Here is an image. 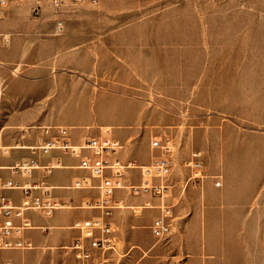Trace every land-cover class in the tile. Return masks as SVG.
<instances>
[{"label":"rangeland","instance_id":"obj_1","mask_svg":"<svg viewBox=\"0 0 264 264\" xmlns=\"http://www.w3.org/2000/svg\"><path fill=\"white\" fill-rule=\"evenodd\" d=\"M8 11H0V22L12 20ZM29 13V24L44 31L36 35L37 42L50 43L51 55L36 62L44 69L42 74L26 72L31 68L26 61L10 74L28 83L49 80L67 90L27 103L40 107L38 117L53 119V124L3 130L11 115L0 111L1 148L29 145L26 141L36 137L42 125L74 127L71 135L77 141L82 136L104 137L107 127L114 135L130 129L134 136L128 146L135 147V159L143 165L161 157L160 150L151 149L155 139L169 138L175 144L172 187L164 195L165 205L172 207L171 233L160 240L152 235L150 226L161 213L158 195L127 194L138 202H125L124 208L113 211L109 221L115 246L95 251L96 264L99 260L101 264H264V0H101L97 6L67 8L63 17H55L50 9L39 19L30 9ZM57 20L64 22L61 32L56 31ZM130 27L143 33L122 35L127 39L117 45L105 43L111 33ZM61 39L65 43H59ZM80 52L90 54L84 71L83 64H76L81 68L76 69L72 61ZM122 66L127 69L116 77ZM130 69H138L135 79L128 76ZM6 84L0 82L1 105L7 100ZM72 88L98 90L115 99L103 98L94 107L79 105L73 100L79 93ZM59 96L69 101L61 109L64 112L56 105L53 114L50 108ZM125 106L134 107L137 114L122 113ZM24 151L31 150H12L9 155L20 157ZM195 151L205 157L201 182L189 181L191 172L185 167ZM0 157L8 155L0 149ZM130 175L133 184L140 183L139 170ZM235 191L240 193L236 197ZM242 194L251 198L246 212ZM9 195L19 198L16 191ZM60 204L95 216L101 213ZM35 219L38 224L50 223L41 216ZM64 230L75 231L70 243L35 242L33 250L0 252V262L82 264L72 249L80 231ZM54 231L42 234L47 237Z\"/></svg>","mask_w":264,"mask_h":264},{"label":"built area","instance_id":"obj_2","mask_svg":"<svg viewBox=\"0 0 264 264\" xmlns=\"http://www.w3.org/2000/svg\"><path fill=\"white\" fill-rule=\"evenodd\" d=\"M101 0H0V11L15 4L28 6L31 15L39 19L45 9H50L55 17H63L67 8L77 6H97ZM64 29V22L57 20L56 31ZM9 38L0 35V45L9 44ZM46 140L33 146V154L50 156L53 152H60L78 160L77 168L86 172L85 176L73 181L70 189L97 191L98 197L88 200L83 207L101 211V217L77 221L74 229L80 231L81 238L76 239L72 249L77 259L85 264H96L95 251L105 252L114 249L112 238L113 226L109 221L116 209L124 208V201L117 199L118 191H126L133 196L153 193L162 199L161 213L154 218L150 229L156 239L167 237L172 227L169 219L172 216V207L165 205V194L169 192L172 184L174 163L172 155L175 144L169 138L165 141L155 139L151 143L152 150H160L161 157H153L150 164H140L136 159L122 161L119 156L124 149L120 140L116 139L111 130L106 131L104 137L89 136L80 144H74L71 137V128L67 126L40 127ZM185 167L190 169L189 181L201 182L205 178V158L201 151L191 154ZM65 166L60 158L46 165L40 164L34 159H25L10 167H0V172L7 170L13 177L5 178L0 173V252L19 250H33L35 248L32 239L26 236L27 231L35 229L30 214L37 213L43 218H50L54 212L62 206L53 196L54 188L44 181L32 183H20L14 177L31 179L35 171H41L49 176L53 170L62 169ZM139 170L140 183L133 184L130 173ZM216 186L222 185L221 177L217 176ZM157 180V182H155ZM21 193V202L15 203L8 192ZM148 204V203H147ZM102 261H98L101 264ZM0 264H12L10 261H2Z\"/></svg>","mask_w":264,"mask_h":264},{"label":"crops","instance_id":"obj_3","mask_svg":"<svg viewBox=\"0 0 264 264\" xmlns=\"http://www.w3.org/2000/svg\"><path fill=\"white\" fill-rule=\"evenodd\" d=\"M32 2L33 0H29V5ZM29 5L28 6H17L15 4L11 5L10 7H8L9 8L8 12L9 15L12 17V20H10L9 22H0V35L10 36L9 44L0 45V63H2V65H0V82L1 83L2 81L7 82L5 86V97L7 100L4 101L2 105L0 103V111L5 114L11 115L8 116V119L6 120V127L3 128V130H5L6 128H24V126L27 125L29 126L34 123H39V124L55 123L56 121H54L53 119H40L37 115L39 114L40 107L39 108L34 107L28 105L27 103L31 101H36L37 97H48L52 93L61 94L67 90V86L63 84L59 85L58 83L56 82L53 83L52 81L49 80L39 82L38 84L33 82L28 83L27 80L19 78L17 76L16 77L12 76L10 74V72L14 68H15V70H13L14 72L19 70L16 69L15 66L16 65L20 66V61L31 62L30 64L31 68L26 70V72L28 71L29 74H42L44 72V69L37 66L36 62L37 61L41 62L44 58L51 55L50 43L45 44V43L37 42L38 38L36 35L44 33L43 29L40 26L29 24V20L27 21V17H29L30 14ZM131 30L132 27L126 29L125 31L111 33L112 36L108 37L105 43L117 45L123 39H127L122 35L131 34V33H143V32H135ZM135 40H137V38ZM61 42L65 43V40L61 39L59 43ZM87 54L88 53L80 52V53H76V55L73 56L72 61H73V65H75V68L78 67L76 64L81 63L84 65L83 67L84 69L83 68L81 69L79 67L76 69H81L82 71H84L89 67L90 54L89 56H87ZM122 69H127V66H122V68L116 72L117 75L116 77H118L121 74ZM128 73H129L128 76L130 78L135 79L139 74V71L138 69L135 70L130 69ZM72 90L75 91L76 93H79V97L77 99L73 98V100L74 101L76 100L79 105L80 104L84 106L92 105L94 107L95 105H98V103L103 98L115 99L107 94L100 93L98 90L91 91L88 88H82V89L72 88ZM59 97L58 100L55 101V105H53L50 108V112L53 114L54 111L56 112V105H57V111H62L61 110L62 107H64L67 101H69L66 99L64 100L63 96H59ZM127 112H130L131 114L134 115L137 114L136 109L134 107L129 108L125 106L124 112L122 113H127ZM112 119H114L116 122L125 121V120H116L115 118ZM40 127L41 128L46 127V125L39 126L38 129ZM70 128L72 132L74 127H70ZM108 128H110L109 130H112L111 127ZM39 130L40 131L38 132V135L36 137L34 135L33 139H29L28 141H26V143H28L29 145L27 144L25 145L19 144V145L25 146V149H29L30 147H32L33 143L34 144L43 143L47 137L46 135H44L41 129ZM119 136H121V138ZM133 136H134V131H131L130 129H121L115 132L114 137L120 140V142L124 145V149L121 151L119 156V158L122 161H126L128 159H135L137 157V155L134 153L135 147L133 145L128 146V141ZM87 137L89 136H82L81 139L78 141L72 138V142L74 144H80L83 141V139ZM30 143H32V145H30ZM13 150H22V149H13ZM11 151H9V153ZM12 157H13L12 154L10 155L8 154V157H6L7 159L0 157V167H10L13 166L15 163L21 162L22 160L25 159H34L37 160L40 164L46 165L50 162H54L57 157L60 158L65 168L58 170L55 169V171H52V173L49 176H45L41 171H35L31 179L18 177V179L23 180V182L19 181L22 184L32 183L34 181H44L46 184L54 188V190L52 191L53 196L60 203L78 204L79 208L84 209L83 205L86 201L94 199L91 197H94L95 195H97L98 197L97 191L81 190L83 193L63 191V189L65 188H68L69 190H73L69 188L71 186V185L69 186V184H72L75 179L85 176L87 174L86 172L79 170L77 168L78 160L74 159L69 155H64L60 152H53L52 155L50 156H44L40 153L35 155L31 151L30 152L24 151L20 157H16V158L14 157L12 158ZM143 162H146V160H143ZM229 172H230V168L228 166L227 173L229 174ZM0 173L5 178L13 177L11 173L7 170L1 171ZM208 186L210 190L208 192L207 200L211 202L213 200V192L211 191L212 185L209 184ZM84 192H96V194L92 195V194H86ZM118 192L121 193V195L116 196V198L123 200L124 203L138 202L136 198H129L128 197L129 194L126 191H118ZM237 192L238 191H235L234 193L235 197L240 194L239 192L238 193ZM8 194H10V192H8ZM18 194H19V198L13 199L17 204L21 202V193L18 192ZM241 197H242V202L244 203V212H246L245 209L246 203L248 204L251 198H249V196H246L245 194L244 195L242 194ZM101 214L102 213H100L99 216L97 215L95 216V214L92 212H86V211L80 212V211H73L71 209L62 208L55 211L52 217L44 218L50 221V223L38 224L36 223L35 217L40 215L37 213H31L30 218L31 221L33 222L35 229L33 231H27L26 236L32 239L34 244L35 242L38 244L70 243L72 237H74L75 235V231H66L64 229H74V224L77 221L100 218ZM250 219L251 217L247 219L248 225L251 224ZM149 221L150 219H148L147 223H150ZM50 229L56 230L53 233H51V236L49 235L46 237L45 235L42 234L43 232L45 231L47 232V230Z\"/></svg>","mask_w":264,"mask_h":264},{"label":"bare ground","instance_id":"obj_4","mask_svg":"<svg viewBox=\"0 0 264 264\" xmlns=\"http://www.w3.org/2000/svg\"><path fill=\"white\" fill-rule=\"evenodd\" d=\"M85 62V61H84ZM88 62V61H87ZM86 62V63H87ZM1 64V63H0ZM16 72V71H15ZM110 128H105L106 131H109ZM1 134V133H0ZM33 147V146H32ZM32 147H30L29 149H31ZM0 149H2L7 155L9 154V151L13 150V149H25V146H21V145H17V146H14V147H0Z\"/></svg>","mask_w":264,"mask_h":264}]
</instances>
